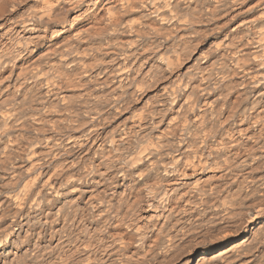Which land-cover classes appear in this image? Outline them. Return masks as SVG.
Returning <instances> with one entry per match:
<instances>
[{
	"label": "bare ground",
	"instance_id": "6f19581e",
	"mask_svg": "<svg viewBox=\"0 0 264 264\" xmlns=\"http://www.w3.org/2000/svg\"><path fill=\"white\" fill-rule=\"evenodd\" d=\"M0 264H264V0H0Z\"/></svg>",
	"mask_w": 264,
	"mask_h": 264
}]
</instances>
